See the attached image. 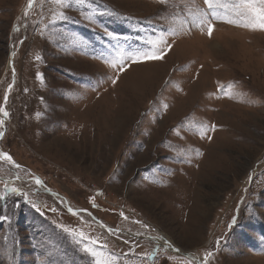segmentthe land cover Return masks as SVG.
Wrapping results in <instances>:
<instances>
[{
    "label": "rangeland",
    "instance_id": "obj_1",
    "mask_svg": "<svg viewBox=\"0 0 264 264\" xmlns=\"http://www.w3.org/2000/svg\"><path fill=\"white\" fill-rule=\"evenodd\" d=\"M239 2L0 0V264H264Z\"/></svg>",
    "mask_w": 264,
    "mask_h": 264
},
{
    "label": "snow or ice",
    "instance_id": "obj_2",
    "mask_svg": "<svg viewBox=\"0 0 264 264\" xmlns=\"http://www.w3.org/2000/svg\"><path fill=\"white\" fill-rule=\"evenodd\" d=\"M29 3H31V0H29ZM204 3L208 5L209 7H212L213 0H204ZM238 8L240 10V14L244 17L246 21L244 26L251 27V28L258 27L260 29H264V0H240L238 4ZM212 31H213V25L209 24L208 34L211 35ZM146 58L147 59H160L162 58V55L161 56H149ZM0 112H3V109H0ZM0 124H3V120H0ZM214 127L215 125H213V128ZM0 135H2V133H0ZM0 155L8 159H11V157L7 153H0ZM37 183H40V181L37 180ZM12 191H17V190L13 188ZM33 207H35V205H33ZM37 211H39V209H37ZM69 211L71 212L72 209H69ZM4 219H6V217L0 216V220H4ZM233 220H235V218H233ZM80 236L81 238H83V233H81ZM85 251L91 252L92 250L86 247ZM92 255H96V253L92 252Z\"/></svg>",
    "mask_w": 264,
    "mask_h": 264
},
{
    "label": "water",
    "instance_id": "obj_3",
    "mask_svg": "<svg viewBox=\"0 0 264 264\" xmlns=\"http://www.w3.org/2000/svg\"><path fill=\"white\" fill-rule=\"evenodd\" d=\"M167 248H168V250H170L171 252H174L175 254H180V255H182V256H185V257H188V258L193 259L189 252H187V253H185V252H181V251L178 250L175 246H171V244H170V246H168ZM193 260H194V259H193Z\"/></svg>",
    "mask_w": 264,
    "mask_h": 264
},
{
    "label": "bare ground",
    "instance_id": "obj_4",
    "mask_svg": "<svg viewBox=\"0 0 264 264\" xmlns=\"http://www.w3.org/2000/svg\"><path fill=\"white\" fill-rule=\"evenodd\" d=\"M204 156V155H203ZM205 164V163H204ZM200 165H203V163L202 164H200ZM202 168V167H201ZM190 179V178H189ZM191 180V179H190Z\"/></svg>",
    "mask_w": 264,
    "mask_h": 264
},
{
    "label": "trees",
    "instance_id": "obj_5",
    "mask_svg": "<svg viewBox=\"0 0 264 264\" xmlns=\"http://www.w3.org/2000/svg\"><path fill=\"white\" fill-rule=\"evenodd\" d=\"M7 203V202H6Z\"/></svg>",
    "mask_w": 264,
    "mask_h": 264
}]
</instances>
